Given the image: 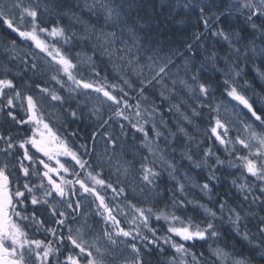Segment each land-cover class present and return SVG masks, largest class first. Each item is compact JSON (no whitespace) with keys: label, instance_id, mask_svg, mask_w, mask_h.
Returning a JSON list of instances; mask_svg holds the SVG:
<instances>
[{"label":"snow or ice","instance_id":"1","mask_svg":"<svg viewBox=\"0 0 264 264\" xmlns=\"http://www.w3.org/2000/svg\"><path fill=\"white\" fill-rule=\"evenodd\" d=\"M137 7L0 0V264L264 261V95L257 106L247 79L264 82V0H167L213 38L184 52ZM86 120L104 129L102 152L95 130L78 144Z\"/></svg>","mask_w":264,"mask_h":264},{"label":"trees","instance_id":"2","mask_svg":"<svg viewBox=\"0 0 264 264\" xmlns=\"http://www.w3.org/2000/svg\"><path fill=\"white\" fill-rule=\"evenodd\" d=\"M166 3H167V0H136V5L138 7L133 9L132 16L133 18H135L137 15L145 16L147 18L145 22L146 27L149 28L153 32V34L157 35L161 41H163L166 48L167 46H171L173 50L178 48L180 52H184L186 48L185 42L195 43L196 35H201L200 43H206L209 46V48L212 47L213 38L210 36V34H204L202 23L198 24L196 18L190 15L188 16L182 15V16L176 17L175 20L172 19V17L168 15L167 10L162 11V5ZM173 6H175V3H173ZM232 22L235 23V20H233ZM5 32L6 30H0L2 38H4ZM162 54H165V53H162ZM178 57H179V53H177V56L175 58H178ZM257 65H259V62H257ZM99 68L102 71H106L107 74L111 75L110 67L105 68L104 65H99ZM205 75H210V73H205ZM247 76L250 77L254 81V77L251 74L250 70L248 71ZM5 127L6 126L0 127V132H3L5 130ZM72 128L78 129L79 131L81 140L78 142V144L83 142L84 137H90L94 130L97 132H100V128L99 129L95 128V121L86 120L83 123L77 121L76 124L72 125ZM199 138L204 139L205 141L207 140L206 137H199ZM88 143H89V146L91 147L92 142L90 139ZM164 179H165V186H166L167 179H168L166 175ZM230 179L231 178H229V182H225L222 185L217 186V191L220 194L226 193L228 189L231 187ZM162 206L163 205H161V207ZM29 208H31L30 205H29ZM37 215L42 216V218L45 221L49 220V214L46 212H43L42 209L38 210ZM188 215L193 216L197 214H194L191 211V207H189ZM198 215H202V213H198ZM154 222L157 224L156 221ZM159 223L162 224L163 221ZM48 226H54V225L49 224ZM157 226H159V224H157ZM29 231L36 238L45 237L43 233L36 232L37 230L34 226H32L29 229ZM226 231H227V228H226ZM228 242L230 244L234 243V241L230 238V236H229ZM236 246L239 251H242L244 253V255L246 256L248 255L246 245L237 244ZM253 264H264V261H261L259 256H255L253 258Z\"/></svg>","mask_w":264,"mask_h":264},{"label":"rangeland","instance_id":"3","mask_svg":"<svg viewBox=\"0 0 264 264\" xmlns=\"http://www.w3.org/2000/svg\"><path fill=\"white\" fill-rule=\"evenodd\" d=\"M205 2H207V0H205ZM173 3H176V0H173ZM233 20H235V19H233ZM241 20H242V18H241ZM233 23H234V22H233ZM0 39H3L1 33H0ZM121 46H122V45H119V44L117 45V47H121ZM88 54L91 55V52H89ZM137 55H140L146 63L148 62V61H147V55H146V54H144V53H137ZM161 55H164V54L161 53ZM96 58H99V53H97V57H96ZM114 58H115V57H114ZM103 59H104L105 61H107V57H104ZM173 59L176 60V59H178V58L173 57ZM2 63H3V61L0 60V64H2ZM180 63H183V61H180ZM256 66L259 67L260 65H256ZM98 67H99V65H98ZM109 67H110V66H109ZM110 69H111V67H110ZM143 70H144L145 72L148 71L147 67H145ZM173 71H175V69H173ZM250 71H251V74H252L253 77H254V81H255V82H254L250 77L247 76V79L251 82V88H252V90L248 92V95H249L253 100H257V106H259V100L257 99V96L253 95V92H255L256 94H259V95H264V82L260 81L259 78L256 77V74H255L254 71H252L251 69H250ZM110 73H111V75H112V70H110ZM133 79H135V76H133ZM57 87H58V86H57ZM157 102H158V101H157ZM131 103L134 104V103H135V100H132ZM205 111H207V110H205ZM50 112L54 113L55 110H54V109H53V110H50ZM227 115H228L229 118H231V113H228ZM49 119H51L53 125H54L57 129H61L60 122L57 120L56 115H54V114H53V115H49ZM206 120H207V117H205V121H206ZM205 128H206V123L200 125V132L197 134L198 137H204V136H203V132H204ZM117 130H118V128H117ZM61 131H63V130L61 129ZM111 132H112V129H111V128H108V130H107V134H111ZM98 133H99V135L97 136V150H98V152H102L103 149H104V144H103V139H102V135L105 134V133H104V129L100 128V132H98ZM235 135H236V133H235V131H234V132H233V136H235ZM220 155H221L222 158H225V157H224L223 148L220 149ZM3 159H4V157H3L2 155H0V162H2ZM68 163L71 164V161H69ZM185 163H186V162H185ZM190 174L193 176L194 179H198V178L195 176L194 172H192V173H190ZM165 175L167 176V174H165ZM194 191H195V190H194ZM203 199L206 200L207 198L205 197V198H203ZM57 206L59 207V205H57ZM189 207H191V206H189ZM29 215H30V214H29ZM154 221H155V220H153V224H155V225L157 226V224H156ZM33 226H34V225H33ZM72 226H73V227H77L76 224H73ZM34 227H35V226H34ZM101 227H102V225H101ZM157 227H159V226H157ZM66 231H67V229H65V232H66ZM36 232H38V233H39V232H40V233H43L45 236L47 235V234L44 232L43 229H40L39 231H36ZM48 239H51V237L48 236Z\"/></svg>","mask_w":264,"mask_h":264}]
</instances>
